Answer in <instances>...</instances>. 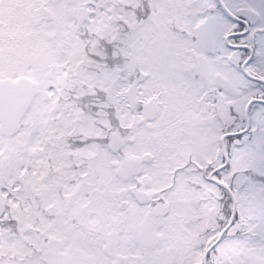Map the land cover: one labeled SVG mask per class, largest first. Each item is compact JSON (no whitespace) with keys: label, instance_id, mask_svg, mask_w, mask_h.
Segmentation results:
<instances>
[{"label":"snow or ice","instance_id":"snow-or-ice-1","mask_svg":"<svg viewBox=\"0 0 264 264\" xmlns=\"http://www.w3.org/2000/svg\"><path fill=\"white\" fill-rule=\"evenodd\" d=\"M0 264H264V0H0Z\"/></svg>","mask_w":264,"mask_h":264}]
</instances>
